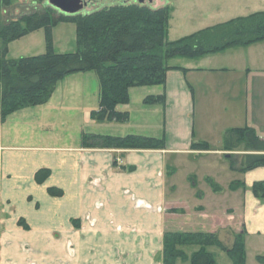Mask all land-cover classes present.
Wrapping results in <instances>:
<instances>
[{
    "label": "crops",
    "instance_id": "obj_1",
    "mask_svg": "<svg viewBox=\"0 0 264 264\" xmlns=\"http://www.w3.org/2000/svg\"><path fill=\"white\" fill-rule=\"evenodd\" d=\"M247 4L211 0L204 6L218 15ZM62 24L70 23L53 27L54 51L69 53L55 46ZM27 37L26 47L37 44ZM35 52L25 56L42 54L43 43ZM166 64L175 68L164 84L128 90V103L116 108L128 113L123 123L91 119L100 96L93 71L65 76L44 104L0 118V264H162L165 231L228 229L242 235L245 255L264 257V201L250 191L264 180V166L238 170L250 152L225 151L222 143L231 128L250 127L264 139V40ZM147 97H163V103L145 104ZM82 133L135 134L162 139L164 147L87 148ZM193 142L209 149L193 150ZM195 162L218 189L205 183L195 190L176 178ZM40 169L49 175L36 183ZM49 188L62 194L52 196ZM205 214L225 219L215 227L191 224Z\"/></svg>",
    "mask_w": 264,
    "mask_h": 264
},
{
    "label": "trees",
    "instance_id": "obj_2",
    "mask_svg": "<svg viewBox=\"0 0 264 264\" xmlns=\"http://www.w3.org/2000/svg\"><path fill=\"white\" fill-rule=\"evenodd\" d=\"M10 6V0H0ZM50 5L3 21L0 17V118L25 107L44 104L50 97L55 83L67 75L93 71L96 73L100 96L98 108L90 113L92 120L123 123L127 112L118 111L119 105L129 101L132 87L161 85L170 68L166 63L174 57L196 58L217 53L234 46H245L264 40V11L235 17L228 21L205 27L175 40L166 39L170 9H152L139 4H117L87 14L66 16ZM75 25L76 50L57 53L52 44L51 30L57 24ZM44 28L45 51L35 56L8 58V44L37 29ZM145 104L163 103V97H147ZM225 151L245 152L238 170L264 166V139L250 127L231 128L222 138ZM81 144L87 148L162 149V139L135 134L109 136L81 135ZM193 150H208L205 142H193ZM232 166L234 159L229 158ZM130 170L132 168H129ZM49 175L48 169L35 173L36 183ZM212 183V182H211ZM236 183H232V187ZM214 190L218 187L212 183ZM250 191L264 201V180L254 182ZM52 196L62 191L49 188ZM19 223H22L19 220ZM26 227V225H24ZM195 246L190 255L184 247ZM216 246L232 260L244 264L245 251L242 235L236 236L231 248L225 247L215 232L165 231L162 236V264H176L179 259L189 264H216L208 247ZM258 260L264 263V257Z\"/></svg>",
    "mask_w": 264,
    "mask_h": 264
},
{
    "label": "rangeland",
    "instance_id": "obj_3",
    "mask_svg": "<svg viewBox=\"0 0 264 264\" xmlns=\"http://www.w3.org/2000/svg\"><path fill=\"white\" fill-rule=\"evenodd\" d=\"M219 1L223 3L227 0ZM246 2H248L249 4L246 10H242L241 7L240 9L234 10L228 14L224 13L218 15L211 13L209 14V9L204 6L209 5L211 3V0H144L143 3H139L138 0H76L75 10L77 14H87L93 11H98L104 7H109L117 4H139L148 6L152 9L167 7L170 9V17L169 21L167 22L168 33L166 34V39L175 40L180 37L194 33L198 30H201L205 27L216 25L217 21L221 22L229 20L234 15H247L248 13L256 11H264V0H246ZM45 6H48L47 0H10V6L7 7L0 3V17L3 21L17 19L22 15H26L34 11L40 10ZM56 13L59 14L58 12ZM55 29L56 34L54 41L57 49H67V52H74L76 50V35L74 31L75 25L73 23L62 24L56 27ZM30 34L32 35L30 37H27ZM45 36V29L40 28L19 39L10 42L12 44L11 46H9V49L7 48L8 57L18 58L25 55H33L34 53H37L35 52V49H38L40 42L43 43L45 51ZM26 37H35L37 40V44L32 45L31 47L33 48L26 47L24 45V42L27 40L24 39ZM67 44H69L70 46H67ZM1 45L2 43L0 41V48ZM208 174L209 173L204 170L201 164L195 162V164L191 165L188 169L181 167L180 172L177 174L176 178L178 180H184L185 178L186 181L190 182V184L193 185L195 190H199L205 183L206 185L209 184L210 186H212ZM224 219L225 218L223 216H220L218 214H205L199 215V217L197 215V217H194V220L192 219L190 222L191 224L197 225V227L199 228H201V225H203V227H215V225H217L218 223H222ZM217 234L222 244L227 248L232 247L236 236L239 235V233L233 232L232 229H228L226 231L220 230ZM194 248L195 246L184 247V250L189 254L194 250ZM207 250L212 253L216 264H232V260L229 258V256L224 251L220 250L218 247H208ZM244 262V264H260L258 257L254 256L251 253H247L245 255ZM176 264L189 263L182 262L178 259Z\"/></svg>",
    "mask_w": 264,
    "mask_h": 264
},
{
    "label": "water",
    "instance_id": "obj_4",
    "mask_svg": "<svg viewBox=\"0 0 264 264\" xmlns=\"http://www.w3.org/2000/svg\"><path fill=\"white\" fill-rule=\"evenodd\" d=\"M75 1L76 0H47V4L63 15L72 16L77 14L75 10ZM138 2L143 3L144 0H138Z\"/></svg>",
    "mask_w": 264,
    "mask_h": 264
}]
</instances>
